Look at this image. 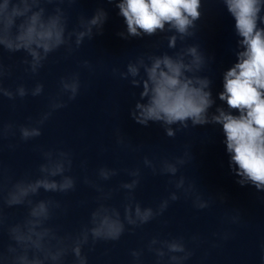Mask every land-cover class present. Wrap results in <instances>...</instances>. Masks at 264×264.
Returning a JSON list of instances; mask_svg holds the SVG:
<instances>
[{
    "label": "clouds",
    "instance_id": "9594fccd",
    "mask_svg": "<svg viewBox=\"0 0 264 264\" xmlns=\"http://www.w3.org/2000/svg\"><path fill=\"white\" fill-rule=\"evenodd\" d=\"M39 3L40 0H4L0 4V46L9 52H27L32 57L33 72L42 66L47 54L57 51L70 39L65 36V23L60 16L52 15L45 19L42 8L39 11L32 10ZM224 3L235 19V28L242 38L240 44L244 51L238 53V62L224 74V90L219 94V99L239 114L233 115L218 109V114L209 121L207 113L213 101L211 92L205 89L209 87L210 81L206 77L188 75L199 71L204 63L197 48L190 47L187 50L192 57L189 63H185L182 56L173 58L165 54L154 58L151 66L145 68L147 79L143 82L141 98H147V102L137 103V111L131 115L137 124L144 126L149 121L162 122L164 125L179 124L184 128L188 126L189 120L194 126L209 122L221 124L231 163L237 166L236 175L242 177L238 183L243 185L251 181L260 189L264 187V92L261 91L264 90V28L257 25L258 21L264 20L259 16L264 0H224ZM117 7L127 25L128 35L133 37L142 34L152 36L157 30L163 31L165 24H168L169 30H175L183 38L191 35L189 29L195 26L194 22L201 16L198 11L201 0H121ZM104 18L106 14L99 12L90 23L96 25ZM85 35L84 32L77 34V46ZM176 38H170L172 46ZM38 50H42L44 56ZM128 70L133 76L139 73V69L133 65H129ZM3 76V66L0 64V92L12 99V93L2 87ZM63 87L72 93L69 99H75L79 81L74 79L73 83H64ZM41 89L42 85L38 86L34 94H38ZM19 94L23 97L25 90L21 88ZM20 133L24 141L41 135L39 129L24 127ZM166 134L174 136L171 128L166 129ZM45 155L48 162L39 166V171L45 175L35 180L26 177L16 180L7 189L6 196L0 188V229L6 223L3 206H26L28 209L22 221L8 226L7 234L12 243L7 245L8 257L0 251V264H45V260L49 259L53 264H61L69 251L66 240L72 241L74 264H88L83 248L89 245V238L92 246L101 241L115 242L126 231L125 220L128 224L136 223L132 219L131 207L125 208L122 220L116 209L99 203L92 210L88 223L81 227L75 237L58 236V230L49 222L55 210L61 208V203L51 198L33 202L30 197L37 196L41 189L44 192L65 194L74 191L76 179L65 175L72 167L68 152L58 153L55 159L51 158V153ZM167 170L173 174L177 171L174 166H168ZM102 175L107 178V173ZM135 215L141 224H145L153 213L151 209L141 211L137 205ZM52 240L57 242L55 251L50 246ZM171 250L183 251V247L172 244ZM132 255L138 254L133 252Z\"/></svg>",
    "mask_w": 264,
    "mask_h": 264
}]
</instances>
